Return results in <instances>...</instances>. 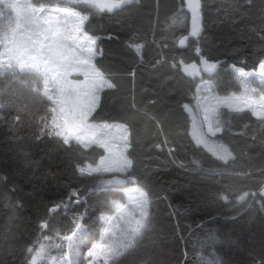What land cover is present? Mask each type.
<instances>
[{
    "label": "trees",
    "instance_id": "trees-1",
    "mask_svg": "<svg viewBox=\"0 0 264 264\" xmlns=\"http://www.w3.org/2000/svg\"><path fill=\"white\" fill-rule=\"evenodd\" d=\"M30 2L73 6L89 16V35L104 37L98 42L102 55L93 58V65L116 87L99 93L100 107L89 119L128 125L135 179L128 181L123 174L122 186L132 182L142 187L152 210L150 226L136 246L108 264H264L259 196L264 119L250 108L220 107L218 122L211 119L210 124L219 129L212 137L231 152L222 159L194 142L183 107H196L199 80L212 81L225 94L235 89L230 66L250 70L264 59V0H201L202 34L189 37L184 47L177 45L187 23L182 0H133L112 12L86 10L75 0ZM135 44L143 45L139 54ZM201 56L218 61L219 67L209 75H189L184 65L200 66ZM39 86L28 69L0 71V264H26L33 253L25 249L36 248L45 237L59 239L60 246L52 249L53 261L44 257L36 264H58L67 248L63 237L85 210L81 250L86 249L99 236L98 217L107 210L106 202L124 195L122 186L100 185L107 174L90 177L77 171L78 165H96L104 149H84L75 141L64 146L48 137L36 140L44 123L40 118L49 121L52 115L47 111L51 101ZM73 191L79 193L80 205L70 195ZM245 191L257 195L237 200ZM57 203L67 207L50 212ZM41 221L50 227L41 228Z\"/></svg>",
    "mask_w": 264,
    "mask_h": 264
},
{
    "label": "snow or ice",
    "instance_id": "snow-or-ice-1",
    "mask_svg": "<svg viewBox=\"0 0 264 264\" xmlns=\"http://www.w3.org/2000/svg\"><path fill=\"white\" fill-rule=\"evenodd\" d=\"M132 0H75V3L86 6L87 9H96L100 12H112L114 8H120L122 5L130 4ZM10 9H17L18 5L16 3H11L7 5ZM191 10V24L192 29L190 35L195 37L200 35L201 31V8L199 0L195 3H190ZM47 11L43 6L40 8L31 9L28 14L27 23L29 25L36 23V27L32 32L25 35L22 42H17L16 29L20 27L17 23L16 28L11 29V37L7 34L0 36V44L5 45L7 55L8 65L12 66L13 61L21 69H28L34 71L40 75L44 80V90L43 96L51 101L54 107L47 109L52 113L50 122L47 120V116H43L40 119L44 121L43 125L39 128V132L36 135V140H41L45 137L54 138L59 141L62 145L68 146L73 141L76 144L82 145L84 149H89L93 145L104 149L107 155L101 156L100 163L95 167L92 165L77 166V171L81 176H93L98 173H112L113 179L102 180L100 185H124V180L118 179L115 174L123 173L126 174V179L128 181H133L135 179V166L133 159L129 156L131 153L128 149L132 146L133 141L130 139V133L127 124H101V125H89L87 124L88 117L92 115L93 112L100 107L101 98L99 93L105 89H113L116 87L110 80L106 79L104 74L95 68L91 63V60L99 55H102V48H100V43L104 37L89 35L88 31L85 30V22L89 21V16L87 14H81L75 12L70 8L54 9L53 11L63 13L66 17H72L75 19L76 23L73 24L72 32L76 33L63 35L57 30V28L52 24V20L56 19L52 17L50 19H45L44 24L48 27H43L39 25L38 19L39 13ZM0 16H3V12H0ZM35 17L34 21L31 19ZM107 38L111 39L109 35ZM187 37L180 41L184 44ZM46 41H50L46 43ZM71 42L81 48L82 51L87 53V59L81 60L79 58L73 57L69 59L66 55L67 49L65 48V43ZM11 45V47H8ZM136 53H140L143 45L135 44L133 45ZM23 49V51H21ZM99 49V51H98ZM197 53L200 49H196ZM74 61V63H73ZM157 63H160L159 61ZM180 63L184 65V61L181 60ZM4 61L0 60V67H2ZM86 66L88 71L85 72V82L73 83L67 80L68 68ZM185 71L189 75H200L201 71L205 73H211L219 67V62H212L210 58L200 57V66L193 63L190 65H184ZM233 68L240 76H250L251 72L245 71L244 68H239L234 65L230 66ZM259 71L264 74V60H260L258 64ZM135 73L133 72L132 75ZM51 84L53 89L57 92V98L54 99L52 95H49L48 85ZM209 92L214 90V86L205 83L203 85ZM201 87L197 86L196 91L200 92ZM35 92H39V89H35ZM242 99L248 101L249 105H258L260 110L256 111L253 109V115L259 119H264V94L257 100L254 97H240L233 94L232 96L226 97H205L203 103L198 100V104L202 107L204 116L207 119H217L219 117L220 107H226L236 111H242L238 103ZM210 100H215L214 104L209 103ZM131 107L135 108L133 103ZM186 111H189V105L183 106ZM19 121L20 117L16 116L14 118ZM157 127L159 128L160 121H156ZM90 129H98L97 131ZM162 131V130H161ZM167 144V141H164ZM197 143H206L203 135L197 136ZM119 144L121 147L117 148L116 145ZM156 148H160L161 144H156ZM170 153H174V150L169 149ZM227 156H231L228 153ZM224 158V157H223ZM137 191H140L139 189ZM75 198L77 205L81 204V199L77 191H73L70 194ZM257 193L255 192H241L236 199L243 201L249 196L255 198ZM260 208L264 210V188L260 189ZM221 198L225 201L228 200L227 195H222ZM140 219L136 221V225L130 231L126 233V243H121L115 246H109L104 255L107 259L118 260L123 256L129 249H132L139 242V238L143 234V230L150 226L151 218L149 217L147 205L148 197L146 193L140 192ZM61 207H67L63 203H57L53 208L49 209L50 212H55ZM87 217V210L84 213L77 214L74 219V227L70 230L71 235L63 237L64 240L68 241L69 247L76 244L80 237V234L86 228L82 221ZM98 220H107V217L101 215ZM40 227L47 229L50 227L47 221H41ZM108 229H105L107 231ZM211 239H215L212 237ZM44 246L40 245V249L35 247H28L25 249L26 253L35 255L31 256V260H26V264H36L37 257L41 254ZM104 251L103 247L97 243H91L87 247L85 253L88 258L87 264H95L101 253ZM107 259L105 264H107ZM219 264V262H218ZM225 264V262H223Z\"/></svg>",
    "mask_w": 264,
    "mask_h": 264
},
{
    "label": "rangeland",
    "instance_id": "rangeland-1",
    "mask_svg": "<svg viewBox=\"0 0 264 264\" xmlns=\"http://www.w3.org/2000/svg\"><path fill=\"white\" fill-rule=\"evenodd\" d=\"M11 3H16L18 5L17 9L13 10L8 8L7 5ZM41 6H43V8H45L47 11L38 14L39 25L43 27H48V25L44 24V20L55 17L56 19L52 20V24L57 28L59 32H61L63 35H68L70 33L73 35L76 34L72 32L73 24L76 23L75 19L72 17H66L63 13L53 11L54 9L70 8L73 9L75 12H79L83 14L82 12L78 11L76 8H73V6H70L68 4L41 5V4H34L30 2V0H0V12H3V16H0V36L7 34L9 37H11L12 35L11 29L16 28L17 23H19L20 27L16 29L15 39L18 43L22 42L23 37L28 33L32 32L33 29L36 27L35 22L31 25L27 23V18H29L28 14L30 13L31 9L40 8ZM31 19H33L34 21L36 20L35 17H32ZM48 42L50 41H46V43ZM6 44L7 41H5L4 44H0V60L4 61L3 66L0 67V71H4L11 67H16L19 70H23L19 66H17L14 61L12 66L9 67L7 55H4V53L6 52V48H5ZM8 47H11V45H8ZM65 48L67 49L66 55L69 56V59L76 57L81 60H85L88 58L87 53L85 51H82L81 48L72 45L71 42H66ZM21 51H23V49H21ZM91 63L93 64V59L91 60ZM87 71L88 68L86 66L69 67L67 80L72 81L73 83L85 82L86 80L85 72ZM232 71L234 73L235 89L234 90L228 89V92L225 94L218 92L212 81H209L208 79L199 80L195 85L196 107L189 106L190 110L188 111L190 116L189 132L194 142L197 143V136L202 134L206 143L199 145H202L209 152L222 159L228 158L229 156H227V154L231 152L224 143L212 137V135L219 129L213 128L211 126L210 119H207L204 116L203 109L198 104V100L201 103H203L205 97H216V96L226 97V96H232L233 94H235L236 96H240L242 98L254 97L257 100H259V97L262 94H264V74H262L259 71L258 65L254 69H250V70L245 69V71L252 73V75L250 76L242 77L234 69H232ZM32 72L40 80L39 89L43 93L45 87L44 80L40 77L38 73L34 71ZM105 78L108 79L106 76ZM205 83L214 86V90L209 92L203 86ZM197 86L201 87L200 92L196 91ZM48 88H49V95H52L53 98L56 99L57 98L56 90L53 89L51 84L48 85ZM209 103L214 104L215 100H210ZM238 103L240 104L241 108H245V107L250 108L252 112L253 109H255L256 111L260 110L259 106L254 104L249 105L247 107L246 104H248V101L245 99H242ZM54 106L55 105L51 103V107ZM105 123L123 124L113 121L96 122L90 120L89 117L87 120V124L89 125L98 126ZM92 130L97 131V134H99L98 129H90V131ZM116 147L119 148L121 147V145L117 144ZM104 155H107L105 151L102 156ZM100 158L101 156L98 158L97 164L100 163ZM96 165H92V166L95 167ZM104 174L108 175L106 180L113 179L112 173H104ZM115 175L118 179L123 180V173H117ZM120 186L122 185H117V187ZM261 188H264V184ZM121 189L124 194L123 197L120 199L110 198L105 204L107 210L99 215V216L104 215L105 217H107V220L99 221V236L94 243L100 244L103 247L104 251L101 253V256L98 258L95 264H105V260L107 258L105 257L104 252L107 251L109 246H115L121 243H126V233L130 231L132 228H134L136 225V221L140 219L141 208L139 201H140V192L142 191L144 193L143 188L135 183L130 182L129 184L122 186ZM138 189L140 191H137ZM104 203L105 201L103 202V204ZM147 210L150 217L152 210L150 209L149 199H148ZM105 229L108 230L105 231ZM84 235H86V229H84L83 232L80 234L78 242L72 245L71 247H69L68 241H66V247H67L66 253L62 256L59 263L63 260L64 257H66V261L63 262L62 264H87L88 258L85 255L87 248L81 250V242L83 240ZM45 239H46L45 241H40L36 247V249L39 250L40 245L44 246L43 250L41 251V254L36 259L37 263H39L44 257H47L50 261H53L54 252L52 251V249H55L60 246V240L57 238L45 237ZM33 255H35V253H33ZM109 261L110 259H107V264Z\"/></svg>",
    "mask_w": 264,
    "mask_h": 264
},
{
    "label": "water",
    "instance_id": "water-1",
    "mask_svg": "<svg viewBox=\"0 0 264 264\" xmlns=\"http://www.w3.org/2000/svg\"><path fill=\"white\" fill-rule=\"evenodd\" d=\"M132 2H133V0H132ZM196 2V0H182V3H183V7H184V9L187 11V23H186V30H185V32L184 33H182L178 38H177V45L179 46V47H184L185 45H186V43H187V40H188V38L189 37H193V36H191L190 35V33H191V29H192V24H191V10H190V7H189V5H190V3H195ZM199 3H200V5H201V0H199ZM122 6H124V5H122ZM121 6V7H122ZM114 9H117V8H114ZM203 20H202V15H201V31H200V35L202 34V31H203ZM199 35V36H200ZM199 36H195V37H193V38H197V37H199ZM185 37H187V39L185 40V42H184V44H181L180 43V41L182 40V39H184ZM212 62H216V61H212ZM199 63H200V58H199ZM215 70H213V72H214ZM213 72H211V73H205L206 75H209V74H212Z\"/></svg>",
    "mask_w": 264,
    "mask_h": 264
},
{
    "label": "built area",
    "instance_id": "built-area-1",
    "mask_svg": "<svg viewBox=\"0 0 264 264\" xmlns=\"http://www.w3.org/2000/svg\"><path fill=\"white\" fill-rule=\"evenodd\" d=\"M173 65V63H171Z\"/></svg>",
    "mask_w": 264,
    "mask_h": 264
}]
</instances>
